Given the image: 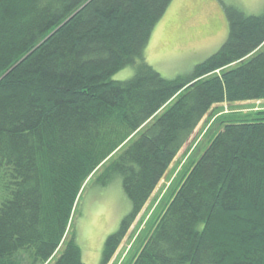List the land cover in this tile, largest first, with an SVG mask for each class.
Listing matches in <instances>:
<instances>
[{"label": "trees", "instance_id": "1", "mask_svg": "<svg viewBox=\"0 0 264 264\" xmlns=\"http://www.w3.org/2000/svg\"><path fill=\"white\" fill-rule=\"evenodd\" d=\"M172 1L0 0V264H86L82 193L119 175L131 211L108 264L210 112L128 264H264V108L216 107L264 100V12L225 5L224 43L167 78L145 50Z\"/></svg>", "mask_w": 264, "mask_h": 264}, {"label": "rangeland", "instance_id": "2", "mask_svg": "<svg viewBox=\"0 0 264 264\" xmlns=\"http://www.w3.org/2000/svg\"><path fill=\"white\" fill-rule=\"evenodd\" d=\"M228 4H236L248 14L264 12V0H173L153 30L145 50L146 61L167 78L191 71L197 63L215 53L227 38L229 22L225 5ZM134 72L135 66H127L116 72L113 79L125 80L132 77ZM216 107L223 113H249L263 109L264 100L225 102ZM210 114L201 121L190 141L170 165L108 264H128L132 259L138 248V236L144 233L169 198L177 178L199 155L200 151L194 155V149L206 142L199 143L214 120V117L208 120ZM188 147L191 149L186 155ZM130 211L131 202L123 190L119 175L104 186L95 181L87 185L75 219L77 240L86 264L101 263L107 238L119 229L122 219Z\"/></svg>", "mask_w": 264, "mask_h": 264}]
</instances>
